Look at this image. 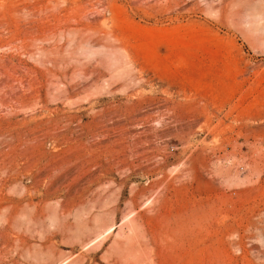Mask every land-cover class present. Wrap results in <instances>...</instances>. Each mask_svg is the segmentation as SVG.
I'll list each match as a JSON object with an SVG mask.
<instances>
[{
  "label": "rangeland",
  "instance_id": "374dc122",
  "mask_svg": "<svg viewBox=\"0 0 264 264\" xmlns=\"http://www.w3.org/2000/svg\"><path fill=\"white\" fill-rule=\"evenodd\" d=\"M0 264H264V0H0Z\"/></svg>",
  "mask_w": 264,
  "mask_h": 264
}]
</instances>
